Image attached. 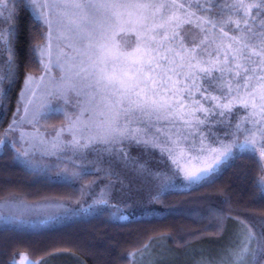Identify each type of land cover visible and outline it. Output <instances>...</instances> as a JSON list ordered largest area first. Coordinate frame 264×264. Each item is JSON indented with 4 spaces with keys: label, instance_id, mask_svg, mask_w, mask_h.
<instances>
[{
    "label": "snow or ice",
    "instance_id": "6c2138e0",
    "mask_svg": "<svg viewBox=\"0 0 264 264\" xmlns=\"http://www.w3.org/2000/svg\"><path fill=\"white\" fill-rule=\"evenodd\" d=\"M212 7L208 3L205 14L197 15L177 0H0V84L7 80L11 85L18 77L19 15L21 8L29 9L33 24L40 26L43 21L47 32L41 37L43 44L29 49L33 63L39 57L44 74L38 80L27 76L26 90L47 81L50 87L46 99H62L69 104L73 103L74 94L79 107L75 118L60 106L42 105L44 110L33 114L37 123L40 119L64 114L68 130L72 132L71 141L58 139L64 131L61 128L50 144L41 141L45 144L43 148H37L34 137L32 142L25 141L26 146H21L14 135L8 139L9 134L16 132L14 116L5 136L0 138V147L10 150L19 147L20 151H12L13 161L39 171L45 170L41 167L44 162L35 159L36 151L41 155H55L58 161L65 156L73 161L87 159L91 153L101 162L107 157L109 182L99 187V191L89 189L86 195L91 202L85 200L76 208L65 205L64 212L52 219L103 213L109 208L115 209L113 215L125 210L120 216L125 219L126 210L144 200L158 199L177 183L176 172L167 168L154 171L140 164L131 155L133 146L144 145L145 151L149 146L160 148L162 155L167 152L183 173V183L189 191L215 183L222 169L237 154L254 155L257 140L264 141V27L257 30L249 21L248 12L252 8L264 9V0L252 4L237 0L231 5H217L220 11L208 16L206 13ZM224 8L244 13L246 32L229 35L226 24L234 22L239 29L241 20L223 21ZM181 9H184L183 15L178 14ZM54 11L66 21L71 35L58 30V35H54V24L59 23ZM185 25L205 32L204 39L197 44L195 34ZM204 25L211 27L206 31ZM261 25L264 26V19ZM212 29H218L221 34L219 39L211 41L216 45L214 52L201 48ZM53 40L65 42L55 60L52 59ZM197 49L207 55V60ZM53 65L61 73L59 78L48 75ZM200 80L204 83H199ZM207 101L214 103L206 107ZM47 103L50 105L51 101ZM237 105L247 115L234 121L233 116L240 115L233 113ZM189 107L191 110L186 111ZM197 112L203 116H196ZM245 123H251L252 128H245ZM165 126L177 130L175 139L170 135L168 141L162 142L160 136L150 132L151 127H156V132L162 133ZM186 128L194 131H185ZM189 136L193 143L185 147L183 142ZM24 137L21 133V138ZM258 146L264 156V143ZM30 149L36 151L30 154ZM186 155L198 161L197 166L186 169L178 164V156ZM113 163L130 169L134 178H122L120 173L113 175ZM89 174L86 170L73 171L71 177L55 179L71 184ZM254 186L264 195V176L255 180ZM217 219L218 226H222V215L217 213ZM0 221L13 227L29 223L22 216L3 209H0ZM258 223L260 229L249 223L253 231L248 241L225 249L216 264H264V221ZM253 236L257 237L255 249L249 247ZM10 264H16L15 257Z\"/></svg>",
    "mask_w": 264,
    "mask_h": 264
},
{
    "label": "trees",
    "instance_id": "16d2710c",
    "mask_svg": "<svg viewBox=\"0 0 264 264\" xmlns=\"http://www.w3.org/2000/svg\"><path fill=\"white\" fill-rule=\"evenodd\" d=\"M177 2L184 4L189 12L194 11L197 15L205 14L204 9L207 8L208 3H211L213 7L206 14L212 16L220 11L217 5H231L237 0H207V3L206 0H177ZM244 2L252 4L259 3V0H244ZM8 7H11V4ZM223 11V21L241 20L239 29L234 22L226 24V30L229 31L230 36L246 32L247 26L243 24L242 11L231 8H224ZM178 14L183 15L184 9H181ZM248 19L257 30L264 27L261 25L264 9L259 7L249 9ZM32 21L30 10L21 8L18 22L19 40L16 44L18 77L11 85L7 80L0 84V138L15 115L26 77L41 71L39 57L37 56L36 62L33 63L29 49L44 42L41 39L45 35L44 27L41 22L40 26H35ZM184 27L190 28L195 34L197 44L204 39L206 33L201 32L199 28L192 25ZM210 27V25H204L206 31ZM220 36L218 29L207 32V40L201 48L207 47L208 51L214 52L216 45L211 41L219 39ZM197 52L204 55L207 60V55L202 53L201 49H197ZM199 83L203 84L204 81L200 80ZM212 103L214 102L207 101L205 106ZM190 110V107L186 109V111ZM233 113H240L233 116L234 121H239L247 115L246 110L238 105L234 106ZM195 115L203 116V113L197 112ZM61 121V115L46 119L48 124H59ZM244 127L252 128V124L245 123ZM176 131L175 128L165 126L162 128V133H157L156 127L150 128V132L155 135L170 133L173 139L176 138L174 135ZM185 131H194V129L186 128ZM240 140H244L243 134L240 135ZM183 143L187 147L193 143V138L189 136ZM195 143L198 148L199 135ZM260 143L264 141L257 140L254 155L237 154V157L222 169L216 182L211 185L189 191L184 186V177L176 173L175 185L168 187L158 199L144 200L137 203L133 209L126 210L127 218L125 219L120 218L125 210L113 215L115 209L109 208L103 213L77 214L55 220L52 219L55 214H50L43 223L33 227L30 225L13 227L0 221V264H10L13 257L17 259L20 255H26L33 261L52 260L50 264L71 262L73 264H131L133 255L140 254L149 247H152L150 249L154 261L152 264H196L198 262L207 264L208 261L216 264L220 254L230 247V243L234 240V235L225 240L232 227L237 229L240 226L238 224H241L247 232L251 233L253 230L249 228V223L255 225L256 229H260L258 222L264 221V195L254 186V181L264 175V163L258 152H261L258 146ZM134 148L135 146L131 149L133 157L135 156ZM12 151L6 147H0V209L6 212L12 202L27 206L62 204L76 208L85 201L84 197L91 187L109 182L107 157L104 162H101L98 157L89 164L80 163L73 171L86 170L90 174L69 184L55 179L61 176L60 167V169L54 168L48 171L41 166L45 169L44 171L33 170L19 162H14ZM140 164L155 171L154 167H149L144 162ZM113 169V175L120 173L121 177L130 173V169H125L119 163H113ZM69 175L62 173V176L69 177ZM163 180L162 177L161 182ZM210 209L214 211L210 212ZM217 213L223 217L222 226H218ZM255 239L257 240V237ZM159 241L165 244L164 247L157 244ZM198 246L201 251L203 250L202 252L197 250ZM190 250L193 251L192 255L189 253Z\"/></svg>",
    "mask_w": 264,
    "mask_h": 264
},
{
    "label": "rangeland",
    "instance_id": "374dc122",
    "mask_svg": "<svg viewBox=\"0 0 264 264\" xmlns=\"http://www.w3.org/2000/svg\"><path fill=\"white\" fill-rule=\"evenodd\" d=\"M53 15L55 19L59 21V23L54 24V35H58V31H64L67 35H71V33L68 32L66 21L63 20V18H61L60 16L56 15L55 11L53 12ZM40 22L42 23L44 27V33L46 34L47 26L43 24V21H40ZM64 43L65 42L63 40H53V48H52V52H53L52 59L53 60H55L56 56L60 54V50L63 48ZM57 45H59V47H57ZM65 51H70V49H65ZM43 74H44L43 65L41 64L40 73L35 74V75H29V76H32L38 80ZM60 74L61 73L59 69L56 68L54 65H53V70L50 73H48L50 77H54V78H59ZM25 85H26V79L24 81V85L20 92L19 99H18V107L14 115L17 121L16 132L9 134L8 139L11 140L12 136L14 135L19 145L26 146L25 141L32 142V138L34 137L35 138L34 142L37 148H43L45 147V144H42L41 141H44L50 144L53 138H56L57 131L63 128L64 131L61 133V136L58 139L63 140V141H71L72 132L68 130V126H67V122L65 120L64 114H60L62 117V121L59 124H48L46 122V119H40L39 122L37 123L36 121L33 120V114L36 113L37 111H43L44 109L41 107L42 105H44L45 108L49 106L51 107L60 106V107H63L69 114H72L73 118H75V115L79 113V107L75 104V101L77 99L75 95L73 94L71 97L73 103L65 104L62 99L52 100L51 97H47L46 99V93L48 92L49 87H50L47 81L41 83L39 87L33 84L31 88H28L27 90L25 88ZM33 91H35V94H33ZM49 100L51 101L50 105L47 103V101ZM25 105H27V111L25 110ZM12 121H10V123L7 125L5 132L9 128V125L12 123ZM5 132L3 133L2 137L5 136ZM21 133L25 134V137L23 139L21 138ZM169 136H170V133H164L160 135V139L162 142H165L166 140H168ZM13 150L20 151V148L18 147ZM31 151H36V150L30 149V154H31ZM258 152L261 156V152L260 151ZM134 153H135L134 158L137 159L139 163L144 162L148 164L149 167H154L155 170H163L167 168V169H170L178 173L179 175H182V177H184L183 173L180 172L178 169H176L178 168V165L176 163H173L172 159H169L167 152L163 153V155L161 154L160 148L149 146L147 150L145 151L144 145H140L139 147L135 146ZM60 155L65 156V154L63 153H61ZM67 155L70 156L71 153L69 152ZM97 158L98 156L96 154L91 153L88 155L87 159L76 158L73 161V160H68L67 157L65 156V158L62 161H58L57 156L55 155H41L40 151H36V154H35L36 160H42V161L46 160V161H43L44 165H41V166H44L46 170L48 168H51V169L61 168L62 171L59 174L61 176H62V173L63 175L70 174L69 177L72 176L73 169L77 168L80 163L86 162V164H89ZM261 159L264 163V156H261ZM178 164L183 165L186 169H192L195 166H197L198 161L191 160V157L178 156ZM65 165H69V167L66 168ZM28 168H31V167H28ZM129 172L130 173L125 174L122 178L133 179L134 178L133 174L131 173L130 170ZM101 186H103L102 183L96 184L91 188H95L96 191H99V187ZM86 199L88 200V202H91L90 198L87 195H85L84 197V200ZM13 205H16V206H13ZM7 210L9 214L22 216L23 218L27 219L29 223L26 225H30L31 227H33V226H38L39 224L43 223L46 220L47 216L50 214H55V215L62 214L64 212V207L62 204H46V205L43 204V205L27 206V205H23V204L21 205V204L12 202L8 206ZM238 225L240 226H238L237 229L235 227H232L230 229V231L228 232V236H226L227 239H225L227 241L229 236L231 238L234 235L235 236L234 240L233 242L230 243L233 247L236 245H240L242 241L247 242L248 237L252 236V232L249 233L245 230V227L243 225L241 224H238ZM157 244L163 247L165 245L162 241L157 242ZM249 247L252 249H255L257 247V240L255 239V236H253V238L251 239L249 243ZM151 248L152 247H149L145 251L141 252L140 254L133 255L131 264H152L154 261L152 259V253L150 251ZM192 250L189 251L191 255L193 254ZM197 250L200 252L203 251V250L201 251L200 246H198ZM249 260H251V254H249ZM50 263H52V260L51 261H48V260L33 261L27 258L26 255H20L16 259V264H50ZM69 264H73V263L71 262ZM196 264H201V263L198 262Z\"/></svg>",
    "mask_w": 264,
    "mask_h": 264
}]
</instances>
